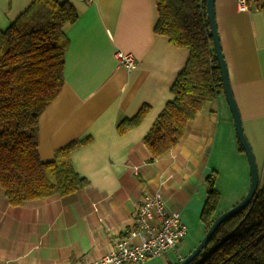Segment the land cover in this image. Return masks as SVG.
I'll return each instance as SVG.
<instances>
[{
    "label": "crops",
    "instance_id": "1",
    "mask_svg": "<svg viewBox=\"0 0 264 264\" xmlns=\"http://www.w3.org/2000/svg\"><path fill=\"white\" fill-rule=\"evenodd\" d=\"M33 0H0L6 28ZM64 1V0H60ZM79 18L65 26L69 39L64 84L38 121V153L52 161L59 148L90 138L72 152L76 172L89 181L65 197L53 195L9 204L0 187V264H70L109 253L118 236L131 237L135 212L147 193L160 192L166 208L178 210L188 233L174 250L141 264H178L206 229L200 220L206 178L214 173L220 193L217 214L238 203L251 183L224 92L206 105L170 151L152 157L143 142L174 96L171 87L190 51L155 32V0H69ZM215 12L230 84L246 138L264 186V10L256 2L215 0ZM130 53L136 66L119 63ZM150 112L120 134L118 124L142 105ZM132 242L139 241L132 237Z\"/></svg>",
    "mask_w": 264,
    "mask_h": 264
},
{
    "label": "trees",
    "instance_id": "2",
    "mask_svg": "<svg viewBox=\"0 0 264 264\" xmlns=\"http://www.w3.org/2000/svg\"><path fill=\"white\" fill-rule=\"evenodd\" d=\"M155 2V32L175 46L188 48L190 55L171 87L174 98L143 139L154 158L180 143L189 122L224 92L206 0ZM250 2L264 10V0ZM78 18L69 0H33L15 21L0 27V187L12 206L53 195L69 196L89 185L76 172L72 152L90 138L59 148L48 162L40 159L37 141L39 117L64 84L69 45L64 28ZM150 109L144 104L133 117L123 119L119 133L137 127ZM240 149L245 153L241 143ZM215 176L211 173L206 178L208 192L200 215L206 231L219 215ZM190 264H264V186L247 208L217 228Z\"/></svg>",
    "mask_w": 264,
    "mask_h": 264
},
{
    "label": "built area",
    "instance_id": "3",
    "mask_svg": "<svg viewBox=\"0 0 264 264\" xmlns=\"http://www.w3.org/2000/svg\"><path fill=\"white\" fill-rule=\"evenodd\" d=\"M238 7L246 10L248 0H238ZM117 57L119 63L128 69L136 66V59L130 53L119 51ZM187 233L180 211L167 209L160 192L147 193L136 209L131 237L118 236L111 251L97 259L70 264H141L174 250ZM132 237H138L139 241L132 242Z\"/></svg>",
    "mask_w": 264,
    "mask_h": 264
},
{
    "label": "water",
    "instance_id": "4",
    "mask_svg": "<svg viewBox=\"0 0 264 264\" xmlns=\"http://www.w3.org/2000/svg\"><path fill=\"white\" fill-rule=\"evenodd\" d=\"M206 15L210 25V35L213 38L216 60L221 71L223 91L235 121V128L239 142L241 143L245 151L250 165L251 183L246 195L234 206L222 212L215 218V220L213 221L209 229L206 231L202 239L199 241V243L189 254H187L183 259H181L178 264H190L203 251V249L206 247L207 243L209 242L210 238L217 230V228L224 221L247 208L256 196L258 190L260 189V176L257 161L252 147L245 136L240 111L238 109L230 84L228 65L222 49L220 34L216 21L215 0H206Z\"/></svg>",
    "mask_w": 264,
    "mask_h": 264
}]
</instances>
